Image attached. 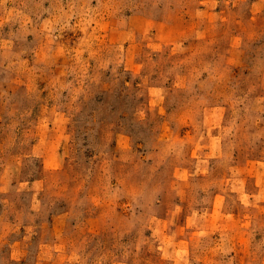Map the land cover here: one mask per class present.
<instances>
[{
    "label": "rangeland",
    "instance_id": "obj_1",
    "mask_svg": "<svg viewBox=\"0 0 264 264\" xmlns=\"http://www.w3.org/2000/svg\"><path fill=\"white\" fill-rule=\"evenodd\" d=\"M0 264H264V0H0Z\"/></svg>",
    "mask_w": 264,
    "mask_h": 264
}]
</instances>
